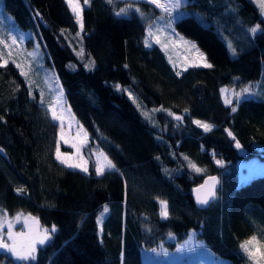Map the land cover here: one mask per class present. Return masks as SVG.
<instances>
[{
	"label": "trees",
	"instance_id": "1",
	"mask_svg": "<svg viewBox=\"0 0 264 264\" xmlns=\"http://www.w3.org/2000/svg\"><path fill=\"white\" fill-rule=\"evenodd\" d=\"M81 1L83 29L66 0H4V7L32 30L56 89L115 168L98 175L90 151L87 172L58 161L55 87L43 70L6 61L0 48V210L33 215L48 230L35 259L3 250L0 264H143V248L174 249L189 230L227 264L253 261L240 247L253 236L248 247L264 258V232L244 210L248 202L264 210V173L239 183L237 168L242 159L264 160V19L256 4L189 0L212 21L186 15L174 27L212 67L176 68L159 45L146 44L136 10L118 14L130 0ZM212 175L216 194L201 208L192 189Z\"/></svg>",
	"mask_w": 264,
	"mask_h": 264
},
{
	"label": "rangeland",
	"instance_id": "2",
	"mask_svg": "<svg viewBox=\"0 0 264 264\" xmlns=\"http://www.w3.org/2000/svg\"><path fill=\"white\" fill-rule=\"evenodd\" d=\"M131 1H139V4L132 3ZM142 1L150 3L149 0H130V2L122 8L127 9V11L121 13L120 9L118 13L128 15L132 10L139 9L137 13L145 24L146 44L159 45L169 62L176 68H186L192 65L204 66L205 64H208L204 53L198 47L196 42L178 32L174 27V22L180 17L186 15H193L203 24H208L212 19H208L204 16L197 6L188 4V2H190L189 0H180V7L171 12H164L162 8L150 3L160 10L159 13H154L153 9L146 8V6L141 3ZM252 1L256 4L259 14L264 19V12L261 11L258 0ZM168 2L169 0H161V3ZM172 2H175V0H172ZM79 3L81 8L80 16L83 23L82 10L84 4L81 0H79ZM69 7L72 10L70 5ZM74 15L77 19L75 13ZM78 23L81 28L79 21ZM12 37L16 38L15 43L12 42ZM0 40L4 41V43H0V48L3 50L1 52L6 54L4 57L7 56L5 59L6 61L14 60L18 65L24 61L29 68L43 70L45 73L44 77L47 79L52 92L55 87V104L50 108V114L53 118V112H55L59 117V119H54L59 124V153H56V157L58 155L60 157L59 159L57 158L58 161H67V163H63L65 165L80 164L89 169L90 163L85 151H90L94 157L96 168L97 166L102 167L103 172L108 170L105 157L107 160L110 159L105 153L96 149L95 146L90 145V138H88L83 126H81L77 118L71 112L63 91H58V89H56V81L54 80L52 70L49 66L44 64V53L38 39L34 36L32 30L23 29L17 24L13 16L6 11L4 0H0ZM225 42L229 52L234 55L235 51L233 45L229 44L227 39H225ZM193 43L196 45V48L191 47ZM61 146H68L71 148V151L62 150ZM237 163L239 183L245 182L254 175L264 173V160L259 157L242 159ZM70 168L81 170V168L77 167ZM161 201L165 200L159 201L161 215L162 217H165L162 214ZM244 210L246 212V217L258 227L259 232H264L263 208L259 205H255L253 202H248L244 205ZM167 213L168 216V203ZM19 214L21 215L19 216V219H17V214L12 216L0 210V221L3 222V228L0 229V235H3L8 243H11L7 238L9 222L12 224L11 231L14 234L24 233L27 236L31 231L33 235H44L40 230L41 227L39 222H36L38 219L35 216L26 213ZM29 216L35 217L36 221L29 219ZM169 239H173V236H169ZM7 253L17 259L12 253ZM141 255L143 264H227L228 262L227 258L216 255L210 248L205 246L202 240L197 238L194 230H189L186 238L177 243L174 249H170L164 244H159L156 247L143 248L141 250ZM258 259H261L260 263H255L254 261L259 262ZM248 264H264V258L255 257V259Z\"/></svg>",
	"mask_w": 264,
	"mask_h": 264
},
{
	"label": "snow or ice",
	"instance_id": "3",
	"mask_svg": "<svg viewBox=\"0 0 264 264\" xmlns=\"http://www.w3.org/2000/svg\"><path fill=\"white\" fill-rule=\"evenodd\" d=\"M68 4L72 7V11L76 14L77 16V20L80 22L81 24V29H83V23H82V19L80 16V12H81V8H80V3L79 0H67ZM90 2V0H84L85 4H88ZM109 3L112 2V0H108ZM150 3L155 4L157 7L162 8L164 12H171L172 10L179 8L180 7V0H175V2H172V0H169L168 3H161V0H149ZM259 6L261 8V11L264 12V0H258ZM131 7V6H130ZM127 9H121L120 12H126ZM136 11H139V9H136ZM119 14V13H118ZM258 30H260V25H256L255 27H253L252 29H250V31L255 34ZM151 34V33H150ZM12 42L15 43L16 42V38L12 37ZM0 43H4V41L0 40ZM192 48H196V45L193 43L191 45ZM198 51V49H197ZM205 67H212V65L210 64H205ZM17 67H19V65H17ZM227 89H222V92H227ZM247 89H243L242 92H246ZM241 93H237L236 95H240ZM226 103H231L230 100L226 99ZM233 111H235V108L232 109ZM53 119H59V117L56 115L55 112H53ZM177 119H180V117H177ZM195 123H197L200 127H203L205 131H210L211 130V125L206 124V123H202L200 121H195ZM229 135H231V133L229 132ZM237 147H240L239 143H237L236 145ZM57 152L59 153V148H57ZM57 158L59 159V155L57 156ZM105 161H106V166L108 168H115V165L112 164V162L110 160H107V158L105 157ZM62 163H67V161H61ZM217 164L223 165V161L221 160H217L216 161ZM69 167H77V168H81L82 171L87 172L88 169L87 167H84L83 165L80 164H69ZM191 167L196 168V166L194 164H190ZM197 171H201V169L196 168ZM96 172L98 175L102 174L103 172V168L100 166H97L96 168ZM211 183L209 184L207 181L205 183V185H202L201 187H207L208 188V195L205 198H201L199 195L197 196V200L200 204H208L209 203V199L208 197L211 196H215V185L218 183V180L216 177H210L209 178ZM17 191H23V189H17ZM201 191V189H196V192L199 194V192ZM162 204V214L167 217V202L165 201H161ZM105 211H107V209L105 208ZM21 214H17V219H19V216ZM29 219H32L34 221H36L35 217H28ZM38 223V221H36ZM3 228V222L0 221V229ZM12 228V224L9 222L8 223V229L9 231L7 232V238L8 240L11 241V243H8L3 235H0V249L6 250L9 253H12L13 255L16 256L17 259L19 260H23V261H28V260H33L35 259V253L37 251V245L40 244H44L46 242V240L48 239V230L44 229L43 232L45 233L43 236L36 234L33 235L31 233V231L29 232V234L26 236L24 233H13L11 231ZM52 231H55V226H52ZM253 241H256V237L253 236L250 238V240H246L244 241L240 247L241 249L247 253L249 255V257L251 259H255V253L253 251H251L249 249V244L252 243Z\"/></svg>",
	"mask_w": 264,
	"mask_h": 264
},
{
	"label": "water",
	"instance_id": "4",
	"mask_svg": "<svg viewBox=\"0 0 264 264\" xmlns=\"http://www.w3.org/2000/svg\"><path fill=\"white\" fill-rule=\"evenodd\" d=\"M210 177H216V175H212V176H207L205 177L198 185H196L195 187H193L192 189V196H193V199L195 201V203L203 208V207H206L213 199L215 196H211V197H208L209 199V203L208 204H200L197 200V196L199 195L201 198H205L207 195H208V188L207 187H201L202 185H205L206 181L210 184L211 181H210ZM218 180V178H217ZM218 184V183H217ZM217 184L215 185V192H216V188H217ZM201 189V191L199 192V194L196 192V189ZM0 251H3V249H0Z\"/></svg>",
	"mask_w": 264,
	"mask_h": 264
},
{
	"label": "crops",
	"instance_id": "5",
	"mask_svg": "<svg viewBox=\"0 0 264 264\" xmlns=\"http://www.w3.org/2000/svg\"><path fill=\"white\" fill-rule=\"evenodd\" d=\"M84 131H85V129H84ZM86 132V131H85ZM108 169H113V168H108Z\"/></svg>",
	"mask_w": 264,
	"mask_h": 264
}]
</instances>
